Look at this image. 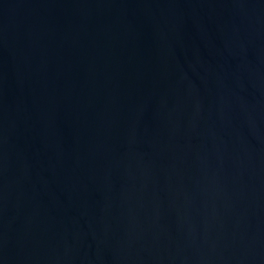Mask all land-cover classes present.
Returning a JSON list of instances; mask_svg holds the SVG:
<instances>
[{
	"label": "water",
	"instance_id": "water-1",
	"mask_svg": "<svg viewBox=\"0 0 264 264\" xmlns=\"http://www.w3.org/2000/svg\"><path fill=\"white\" fill-rule=\"evenodd\" d=\"M0 264H264V0H0Z\"/></svg>",
	"mask_w": 264,
	"mask_h": 264
}]
</instances>
